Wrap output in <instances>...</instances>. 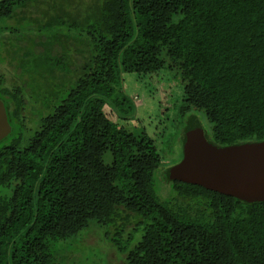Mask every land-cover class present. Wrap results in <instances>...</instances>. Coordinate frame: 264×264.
Instances as JSON below:
<instances>
[{
    "label": "trees",
    "instance_id": "trees-1",
    "mask_svg": "<svg viewBox=\"0 0 264 264\" xmlns=\"http://www.w3.org/2000/svg\"><path fill=\"white\" fill-rule=\"evenodd\" d=\"M67 4L0 0V22L17 16L15 30L32 42L20 47V66L28 71L40 57L53 85L37 107L29 104L32 84H7L0 74L11 125L0 140V264H63L57 243L91 221L105 229L123 264H264V200L186 182L172 170L194 116L216 146L264 141V0ZM75 53L84 63L72 65ZM127 72L162 74L182 88L174 101L183 134L175 164L163 165L150 133L137 134L106 112L134 114L120 90Z\"/></svg>",
    "mask_w": 264,
    "mask_h": 264
},
{
    "label": "rangeland",
    "instance_id": "rangeland-1",
    "mask_svg": "<svg viewBox=\"0 0 264 264\" xmlns=\"http://www.w3.org/2000/svg\"><path fill=\"white\" fill-rule=\"evenodd\" d=\"M55 1L60 4L62 3L64 6H67V3H69L71 7L76 8L80 6V4L77 3L82 0ZM49 4H51V2ZM44 6L45 5L42 4V7ZM16 17L17 16L13 15L0 22V25L7 30H4V32L0 31V74L5 73L7 84H13V82H17L18 79L23 83L32 84L35 100H33V102L30 101L29 104L37 105L41 103L38 98H44L46 95L44 92L49 93V90L53 87V85L50 84V77L52 75L47 74L43 69L46 64H40L39 51L36 49V56L39 57L37 59L38 62H34L33 66H29L28 71L20 66V64H23L21 63L22 52L25 51L20 47L22 44H25L24 40L29 43V46H32V42L30 43L28 41V34L22 32V28H20L19 31L15 30L14 27L19 26V21L16 20ZM18 17H20L19 19L31 18L30 16L24 17L20 14ZM18 50H21L20 53L17 52ZM74 58L76 62L74 61L75 63H72V65L84 63L85 59L79 53H75ZM77 69H80V67ZM52 70H58V68H53ZM27 79L29 80L28 82ZM163 80L162 74H156L150 78H140V76L134 72L125 73L123 75V81L121 83L122 88L120 90H124L125 94L135 103L136 108L134 114L131 117L119 119L115 110L110 106L105 107V110L112 119L118 120L122 126L131 128L137 134H142L143 132L150 133L155 139L158 148H160L164 158L163 165H166L169 162L175 164L178 159L181 158L183 134L182 129L178 128L180 123L176 119L179 114L176 110L174 101L177 102V98H179L182 93V88L176 86L175 82L168 85ZM69 84V82H64L65 86H70ZM120 90H118V92ZM171 95H174L173 99ZM51 103L54 104L52 101ZM38 106L41 107L40 105H37V107ZM33 108L35 107L33 106ZM29 116L34 121V118H38V112L35 111V113L29 114ZM204 124L207 127L209 126L206 119H204ZM172 138L174 145L171 144ZM105 152L104 161L105 163H110L112 161L110 145H106ZM156 182L158 189H160L161 186L163 192L167 190V186L162 182L159 173L156 176ZM129 227H131V225ZM104 233V228L98 227L96 221H91L90 225L80 231L76 236L68 240L59 241L57 243L59 248L57 249L59 250L60 258L63 255L67 256V260H65L63 264H123V260L120 258L122 254L118 252L106 238Z\"/></svg>",
    "mask_w": 264,
    "mask_h": 264
},
{
    "label": "water",
    "instance_id": "water-1",
    "mask_svg": "<svg viewBox=\"0 0 264 264\" xmlns=\"http://www.w3.org/2000/svg\"><path fill=\"white\" fill-rule=\"evenodd\" d=\"M10 131L0 99V140ZM185 134V155L172 168L178 179L247 201L264 200V141L216 146L198 116L191 118Z\"/></svg>",
    "mask_w": 264,
    "mask_h": 264
},
{
    "label": "flooded vegetation",
    "instance_id": "flooded-vegetation-1",
    "mask_svg": "<svg viewBox=\"0 0 264 264\" xmlns=\"http://www.w3.org/2000/svg\"><path fill=\"white\" fill-rule=\"evenodd\" d=\"M14 83H16V81Z\"/></svg>",
    "mask_w": 264,
    "mask_h": 264
}]
</instances>
